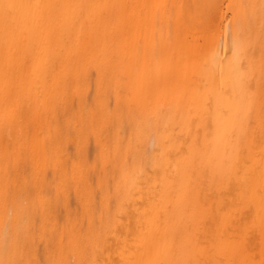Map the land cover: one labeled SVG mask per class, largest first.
<instances>
[{"label":"bare ground","instance_id":"6f19581e","mask_svg":"<svg viewBox=\"0 0 264 264\" xmlns=\"http://www.w3.org/2000/svg\"><path fill=\"white\" fill-rule=\"evenodd\" d=\"M0 264H264V0H0Z\"/></svg>","mask_w":264,"mask_h":264},{"label":"rangeland","instance_id":"374dc122","mask_svg":"<svg viewBox=\"0 0 264 264\" xmlns=\"http://www.w3.org/2000/svg\"><path fill=\"white\" fill-rule=\"evenodd\" d=\"M29 23H31V22H29Z\"/></svg>","mask_w":264,"mask_h":264}]
</instances>
